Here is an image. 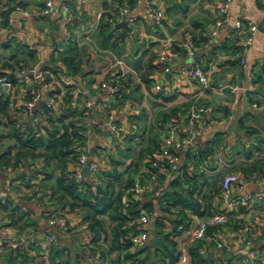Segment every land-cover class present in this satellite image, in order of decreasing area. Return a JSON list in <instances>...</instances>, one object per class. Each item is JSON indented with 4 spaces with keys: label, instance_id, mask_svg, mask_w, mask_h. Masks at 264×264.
<instances>
[{
    "label": "crops",
    "instance_id": "obj_1",
    "mask_svg": "<svg viewBox=\"0 0 264 264\" xmlns=\"http://www.w3.org/2000/svg\"><path fill=\"white\" fill-rule=\"evenodd\" d=\"M47 1L0 0V72L16 79L20 66L59 71L61 80L70 81L84 93L86 99L82 98L81 104L89 108L91 123L88 154L89 160L98 164L97 173L116 169L125 172L124 183L130 180L133 186L137 183L145 188L141 214L150 216L144 227L148 240L144 246H134L132 252L143 249L137 258L145 264H242L251 251L260 250L263 259L251 260V264H264V0H233L229 21L215 36L211 29L219 18L216 6L222 0H52L61 8L58 14L38 15ZM17 4L30 13L22 24L20 13L14 11ZM63 5H68L70 12ZM119 5L128 9L126 16L119 14ZM151 7L164 11L162 25H155L149 18ZM130 18L135 21L130 22ZM102 20L109 23V38L103 35ZM123 20L131 31L122 33L114 27ZM238 21L258 27L246 52L241 46L243 33L235 28ZM165 45L170 46L171 55L160 72L156 69ZM190 50H195L194 57L189 55ZM66 57L75 58L76 74L69 73L63 61ZM196 64L209 73L207 90L183 73ZM152 74H158L160 82L168 87L166 92L154 91ZM109 76H117L120 83L102 87ZM55 86V81L45 84L43 78L26 76L19 85L2 89L3 100L8 99L9 111L22 129L32 124L31 114L23 109L27 97L41 94L35 106L39 111L43 103L54 102L50 91ZM235 86L238 90L233 91ZM61 99L53 104L55 114L61 112ZM193 106H203L205 112L192 125ZM164 114L168 115L166 121ZM200 127V136L179 149L175 147L190 129ZM0 130L7 131L4 127ZM154 135H158L163 150L177 160L143 179L149 169L148 157L159 152L144 157L138 168L128 171V167ZM36 162L38 167L42 165L41 160ZM184 171L205 177L201 203L206 216L188 210L186 219L177 225L164 211L162 199L174 190L172 181ZM230 173L237 174L239 182L225 198L219 186ZM21 175L10 168L0 170V187L35 225L19 231L8 226L5 212H0V238L11 235L10 247L25 248L32 236L42 241L53 233L58 238L56 248L63 253L61 260L68 259L70 264L94 260L92 233L82 215L50 205L48 196L43 200L35 197ZM83 178L92 180L95 176L90 172ZM214 214H225L227 222L212 231L213 240L195 239L200 223ZM54 218L61 220L51 225L49 221ZM249 225L255 228L256 238L247 232ZM218 241L227 247L220 250ZM7 252L0 251V264H12ZM19 261L39 264L35 259Z\"/></svg>",
    "mask_w": 264,
    "mask_h": 264
},
{
    "label": "trees",
    "instance_id": "obj_2",
    "mask_svg": "<svg viewBox=\"0 0 264 264\" xmlns=\"http://www.w3.org/2000/svg\"><path fill=\"white\" fill-rule=\"evenodd\" d=\"M101 26L103 35L109 38L111 36L109 23L102 20ZM205 42L207 39L204 40ZM63 61L70 74H76L79 71L75 66L74 57H66ZM18 68L21 71L33 67ZM163 68V64L158 63L156 70L161 72ZM42 71L45 84L55 81L56 86L50 91V97L54 102L62 97L61 112L55 114L53 106L43 103L40 110L36 111L40 121L22 129L15 114L9 111L8 99L4 102V93L0 90V128L7 129V131L0 130V170L10 168L12 172H19L22 174L20 179L27 188H31L35 197L43 200L48 196L50 205L59 206L64 212L80 213L92 233V250L100 254L104 264H145L144 260L137 258V254L144 250L132 252L134 245L130 240L132 234L141 231L137 219L143 209L142 197L136 202L132 201L127 207L123 205L122 196L127 188L133 186V181L128 180L124 183L122 176L125 172L120 173L116 169L97 173L92 180L76 178L80 148L89 143L90 139L91 123L88 120L90 111L86 105L81 104L82 98L86 99V97L83 92L75 95L74 90L77 88L62 82L58 77L59 71L49 73L46 68H42ZM5 73L0 72V76ZM110 77L112 76L108 79ZM114 77L118 85L120 79L117 76ZM150 80L153 82V78ZM10 83L19 85L18 79H11ZM38 93L28 96L26 101ZM23 109L25 110V106ZM163 117L166 121L168 115L164 114ZM93 127L96 128L97 125ZM150 142L149 146L140 151L136 160L128 167V171L131 168H138L144 157L163 151L158 135H154ZM151 157L149 156L148 159ZM36 160L42 161L40 167L36 165ZM147 165L149 169L143 173V179L151 178L157 171L150 162ZM33 180L38 182L32 183ZM205 182L204 176L186 171L172 181L171 187L174 190L165 194L162 202L165 201L164 211L170 213L173 223L178 225L183 222L188 210L196 215L206 216L201 203L204 199L201 193L207 185ZM221 187L222 184L219 188ZM171 207L178 208V212H172ZM0 212H5L9 220L7 225L19 231L35 225L28 213L15 204L11 196H6L4 202L0 204ZM215 229L210 228L209 232L212 233ZM3 249L8 251L7 255L12 264H21L19 258L23 262L35 259L39 264H49L42 255L29 254L32 253L29 241L25 248L19 246L13 248L5 244ZM62 255L61 250L52 248L48 258L50 264H70L68 259L61 260ZM176 259L177 257H172L173 261Z\"/></svg>",
    "mask_w": 264,
    "mask_h": 264
},
{
    "label": "built area",
    "instance_id": "obj_3",
    "mask_svg": "<svg viewBox=\"0 0 264 264\" xmlns=\"http://www.w3.org/2000/svg\"><path fill=\"white\" fill-rule=\"evenodd\" d=\"M81 1V0H80ZM139 1V0H137ZM233 2V0H222L220 4L216 6V12L218 14V19L213 24L211 29V35L215 36L217 30L220 26L229 21V6ZM64 10L70 12L68 5H63ZM117 8V7H116ZM61 8L55 6L52 0H48L45 3V6L40 8L37 12L38 15L46 16V15H54L58 14ZM14 11L20 13V24L24 23L30 17V13L26 11L21 5L17 4L14 6ZM118 12L121 16H126L128 9L125 7H118ZM149 18L155 23V25L160 26L164 20V11L161 8L151 7L148 13ZM130 22H134L135 18H130ZM235 28L240 30L243 33V40L241 43L243 52L252 45L255 36L258 32V27L256 24L252 22H243L238 21L235 24ZM171 50L169 45H165L164 48L161 50L159 56V62L163 64V66L167 63L168 59L170 58ZM190 56H195V50L189 51ZM183 73L187 75L190 80L195 82L197 85L200 86L202 90H207L210 88V76L209 73L204 70L202 65L196 64L191 69H184ZM26 76H33L35 78H43L44 72L40 70L37 66L31 69H24L17 72L14 75V78L18 79L19 82H23ZM10 76L9 74L5 73L0 76V89L8 88L10 83ZM66 85H72L70 81L66 79H62ZM117 84V80L114 76L110 77L108 80L101 84L102 87L107 86H115ZM153 89L156 93H163L168 90V87L160 82V78L158 74L153 75ZM238 90V86L233 87V91ZM80 91L78 89L74 90V94H79ZM41 94H36L32 99L25 102V110L29 114H34V123H38L40 121V116L36 113L35 106L36 103L40 100ZM54 102H49L47 105L53 106ZM205 112V108L203 106H193L190 110V121L193 125L194 121L200 120L201 116ZM103 127V125H102ZM203 133V128H194L190 129L187 136H184L180 139V141L176 142L175 147L177 149L181 148L182 146L190 143L195 137L200 136ZM89 143L82 146L81 153L78 157V170L76 172V178L78 180L83 179L82 169L87 166L92 173V175H96L98 171V164L89 160ZM216 158L219 157V153L215 156ZM177 156L171 154L168 150L164 149L163 151L159 152L156 156H152L148 159V162L151 163L152 166L156 168L163 167L165 165H172L176 162ZM239 182V176L234 173L226 174L222 179V196L227 197L234 184ZM145 192V188L140 184H135L127 188L122 196V203L125 207L129 206L132 201H138L141 198V195ZM6 196L3 190L0 187V204L4 202ZM245 204L244 201H242ZM174 213H177L178 210L172 209ZM61 220V218H54L50 219L49 223L53 225L56 221ZM228 218L225 214H214L210 217L203 220L198 229L194 232V238L197 240H213L214 235L209 232L210 228H218L220 225L225 224ZM150 216L147 213L141 214L140 217L137 219L139 223L140 232L136 234H132L130 236V240L134 246H144L148 240V232L144 229V227L149 223ZM182 229V226H179ZM247 232L253 238L257 237V232L252 225L246 227ZM13 241L11 235H5L4 237L0 238V251L3 249L5 244H9ZM29 243L31 244V251L33 255H42L46 262H48L49 253L52 248L58 245V238L55 234L49 233L45 236L44 240L39 241L36 239L35 236L29 239ZM217 246L220 250H224L227 247V244L223 241H218ZM262 260L263 253L260 250H253L249 253V255L242 259V264H251V260ZM49 263V262H48ZM80 264H104L100 254H96V258L92 261H83Z\"/></svg>",
    "mask_w": 264,
    "mask_h": 264
},
{
    "label": "water",
    "instance_id": "obj_4",
    "mask_svg": "<svg viewBox=\"0 0 264 264\" xmlns=\"http://www.w3.org/2000/svg\"><path fill=\"white\" fill-rule=\"evenodd\" d=\"M114 27L115 28H120L122 29V33H126V32H129L132 30V28L129 26V23L126 21V20H123L121 22H118L116 24H114ZM11 79L13 78V75L10 76ZM166 77L168 78L169 77V74H166ZM87 95V93H86ZM47 100V99H46ZM29 122L30 123H34V114H31L30 117H29ZM82 174L83 175H87V174H90V170L87 166H85L83 169H82Z\"/></svg>",
    "mask_w": 264,
    "mask_h": 264
}]
</instances>
